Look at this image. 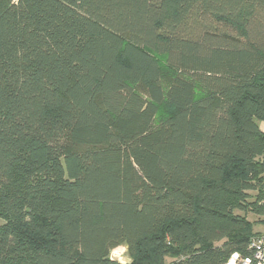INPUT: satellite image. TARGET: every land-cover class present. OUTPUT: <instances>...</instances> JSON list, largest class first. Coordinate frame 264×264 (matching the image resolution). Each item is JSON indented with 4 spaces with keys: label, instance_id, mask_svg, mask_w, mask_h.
<instances>
[{
    "label": "trees",
    "instance_id": "1",
    "mask_svg": "<svg viewBox=\"0 0 264 264\" xmlns=\"http://www.w3.org/2000/svg\"><path fill=\"white\" fill-rule=\"evenodd\" d=\"M262 122L264 0H0V264L249 256Z\"/></svg>",
    "mask_w": 264,
    "mask_h": 264
},
{
    "label": "built area",
    "instance_id": "2",
    "mask_svg": "<svg viewBox=\"0 0 264 264\" xmlns=\"http://www.w3.org/2000/svg\"><path fill=\"white\" fill-rule=\"evenodd\" d=\"M249 256H241L234 253L230 256L226 264H264V236L254 237L250 240ZM110 258L113 260L111 254Z\"/></svg>",
    "mask_w": 264,
    "mask_h": 264
},
{
    "label": "rangeland",
    "instance_id": "3",
    "mask_svg": "<svg viewBox=\"0 0 264 264\" xmlns=\"http://www.w3.org/2000/svg\"><path fill=\"white\" fill-rule=\"evenodd\" d=\"M248 220L250 222H255L257 220L256 217L252 215L247 216ZM254 232L260 234L261 236H264V225H256L254 226ZM113 260L119 262L120 264H128L129 263V256L127 254V248L125 246H119L117 248H114L110 252ZM170 261H167L169 263Z\"/></svg>",
    "mask_w": 264,
    "mask_h": 264
},
{
    "label": "crops",
    "instance_id": "4",
    "mask_svg": "<svg viewBox=\"0 0 264 264\" xmlns=\"http://www.w3.org/2000/svg\"><path fill=\"white\" fill-rule=\"evenodd\" d=\"M259 127H260V129L262 130V131H264V123L262 122V123H259Z\"/></svg>",
    "mask_w": 264,
    "mask_h": 264
}]
</instances>
